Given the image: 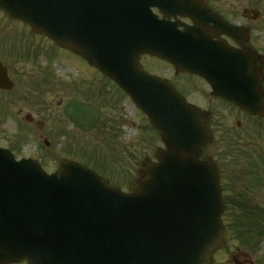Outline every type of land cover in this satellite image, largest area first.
<instances>
[{
  "label": "water",
  "instance_id": "obj_1",
  "mask_svg": "<svg viewBox=\"0 0 264 264\" xmlns=\"http://www.w3.org/2000/svg\"><path fill=\"white\" fill-rule=\"evenodd\" d=\"M0 7L114 79L166 142L158 162L146 160L150 177L132 193L108 186L73 161L46 174L38 163L17 161L0 148V264H211L227 234L217 171L199 159L208 130L201 110L147 73L140 56L162 57L197 73L215 94L264 115V74L245 47L248 31L211 15L200 0H0ZM152 7L168 19L192 17L201 28L203 19L214 21L216 37L225 33L242 49L214 42L195 26L180 33L179 23L158 20ZM12 86L0 63V89ZM64 113L83 131L101 115L78 99Z\"/></svg>",
  "mask_w": 264,
  "mask_h": 264
},
{
  "label": "rangeland",
  "instance_id": "obj_2",
  "mask_svg": "<svg viewBox=\"0 0 264 264\" xmlns=\"http://www.w3.org/2000/svg\"><path fill=\"white\" fill-rule=\"evenodd\" d=\"M213 9L227 20L250 30L248 45L259 52L264 69V0H213ZM252 11L257 12V17L254 18ZM0 60L7 65L15 84L12 91L0 92V146L24 152L40 146L36 158H40L47 171L58 168V159L71 158L92 167L112 186L128 191L130 185L140 179L145 157L155 160L157 150L164 146L160 132L112 80L70 50L35 34L24 22L2 9ZM142 64L147 71L160 77L171 79L172 72L175 74L164 60L157 57H143ZM183 76L186 85L192 88L197 85L196 90L206 92L207 87L199 86L195 76ZM77 96L94 103L103 112L100 124L89 133L76 129L65 118L62 105L58 103L64 104ZM195 97L196 103L205 105L200 97ZM223 105L218 100L210 104L215 109L213 123L217 126L216 120H220L215 131L216 139L226 140L224 123L237 128V133L244 138L243 148L247 154L245 159L251 165L249 168L264 177V163L256 166L252 162V158L256 159L254 154L264 152V120L248 119L239 109L227 107L229 105L223 108L222 114ZM27 113L34 117L33 122L26 120ZM238 119L241 122L239 127L236 126ZM37 121H42L45 126L37 125ZM232 137L234 135H228V143ZM44 140H49L50 145L46 147ZM254 197L259 202L257 204L264 206V188L259 194H253ZM234 214L244 215L243 212L233 213V219ZM230 215L227 213L223 218L229 234L226 246L213 253V264H233L231 255L240 257L239 253L250 255L253 264H264V235L253 239L241 237L235 225L234 231L231 228Z\"/></svg>",
  "mask_w": 264,
  "mask_h": 264
},
{
  "label": "flooded vegetation",
  "instance_id": "obj_3",
  "mask_svg": "<svg viewBox=\"0 0 264 264\" xmlns=\"http://www.w3.org/2000/svg\"><path fill=\"white\" fill-rule=\"evenodd\" d=\"M205 4L210 9V11H213V0H205ZM185 22L189 23L190 25L193 23L192 21L190 22V20L187 19L185 20ZM214 31L215 30H213V38L216 40V33ZM197 78L199 79V81L204 83L205 80H203L199 76H197ZM179 87H181V89ZM202 87L205 88L206 86L203 84ZM178 88L180 89L181 93L188 97V99L192 103H195V100L197 99V97L195 96L200 97L199 100L204 102V106L210 110V114L206 116V119H203L205 125L209 128L211 141L208 142L206 147L203 148V154L201 158L205 161L211 160L212 162H214L216 169L219 172L218 175L223 196V202H225L226 205L224 213L231 214L229 217L230 224H232L231 228L234 231V225L236 224L235 219L237 215L234 214L233 219V213L241 212L247 209L249 210L253 207L264 208L263 205L261 206L257 204L259 202L257 201L256 197L253 198V194H259V191L263 190L264 177L258 176L249 168L251 167V165L249 161L245 159L247 157V154L245 148H243L245 146L243 145L244 138L241 137L239 132L237 133V128H232L228 125H225L224 123L223 129H225L226 140L219 141L218 139H216L215 131L216 127L219 126L218 123L220 122V120H216L217 126L213 123L212 116H214L213 110L215 109L212 108L210 104L215 100H218L220 105L224 104L222 109H220L222 114L224 112L223 108L233 107L235 108V110L239 109L240 112L244 116H246V118L249 119V117L251 118V116L228 100L226 101L225 99L218 96L214 98H209L206 92L202 93L200 90H196L195 86L192 88L191 86L186 85L185 80L180 82V86H178ZM240 123V121L236 123V126L239 127ZM37 125H40L41 127L45 126L42 121H37ZM231 134L232 136L234 135V137H232L233 139H231L228 143V135L231 136ZM45 144L50 145L48 141H45ZM230 144H235V146H230ZM230 148H233L234 150ZM40 149L38 147L33 148L32 151H29V154H32L36 158L37 154L40 153ZM255 155L256 154H254L253 157L256 159L252 158V162L256 166L262 165V163H264V152H261L256 156ZM239 254L240 257L238 258L240 264H253L252 257L250 255L244 253Z\"/></svg>",
  "mask_w": 264,
  "mask_h": 264
}]
</instances>
